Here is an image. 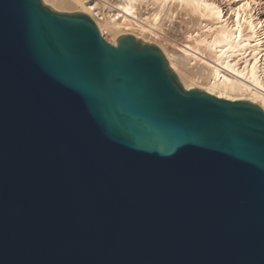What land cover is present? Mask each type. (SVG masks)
<instances>
[{"label": "water", "instance_id": "1", "mask_svg": "<svg viewBox=\"0 0 264 264\" xmlns=\"http://www.w3.org/2000/svg\"><path fill=\"white\" fill-rule=\"evenodd\" d=\"M0 264H264V109L0 0Z\"/></svg>", "mask_w": 264, "mask_h": 264}, {"label": "bare ground", "instance_id": "2", "mask_svg": "<svg viewBox=\"0 0 264 264\" xmlns=\"http://www.w3.org/2000/svg\"><path fill=\"white\" fill-rule=\"evenodd\" d=\"M89 15L104 38H158L187 90L264 109V0H43ZM113 12V15L111 13Z\"/></svg>", "mask_w": 264, "mask_h": 264}, {"label": "rangeland", "instance_id": "3", "mask_svg": "<svg viewBox=\"0 0 264 264\" xmlns=\"http://www.w3.org/2000/svg\"><path fill=\"white\" fill-rule=\"evenodd\" d=\"M45 3V2H44ZM46 4V3H45ZM47 5V4H46ZM52 7V6H51ZM262 7H263V9H264V4H262ZM54 10H56V11H59V12H67V13H75V12H79V11H77L76 9L75 10H73L72 9V11L70 10V11H67V10H59V9H55L54 7H52ZM111 15H113V12L111 13ZM109 39H107V38H104L108 43H110V44H112L111 42H109V40H112V37L111 36H107ZM145 42H149V43H154V44H156V45H160V43H162L163 44V41H161V40H159L158 38H151V37H149L148 38V41H145ZM113 45V44H112Z\"/></svg>", "mask_w": 264, "mask_h": 264}]
</instances>
